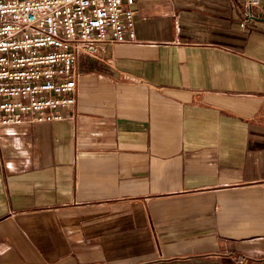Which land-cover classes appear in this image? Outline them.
Returning <instances> with one entry per match:
<instances>
[{
  "label": "crops",
  "instance_id": "1",
  "mask_svg": "<svg viewBox=\"0 0 264 264\" xmlns=\"http://www.w3.org/2000/svg\"><path fill=\"white\" fill-rule=\"evenodd\" d=\"M133 9L72 117L1 129L0 264H264V0Z\"/></svg>",
  "mask_w": 264,
  "mask_h": 264
},
{
  "label": "built area",
  "instance_id": "2",
  "mask_svg": "<svg viewBox=\"0 0 264 264\" xmlns=\"http://www.w3.org/2000/svg\"><path fill=\"white\" fill-rule=\"evenodd\" d=\"M261 2L241 0L240 27L258 19ZM133 4L0 0V131L72 117L79 55L97 57L108 45L133 41Z\"/></svg>",
  "mask_w": 264,
  "mask_h": 264
}]
</instances>
